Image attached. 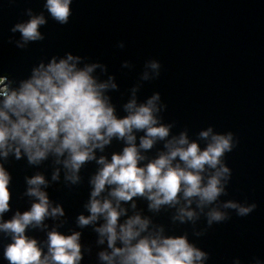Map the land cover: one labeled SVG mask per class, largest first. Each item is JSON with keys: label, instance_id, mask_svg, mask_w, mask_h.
Segmentation results:
<instances>
[{"label": "clouds", "instance_id": "1", "mask_svg": "<svg viewBox=\"0 0 264 264\" xmlns=\"http://www.w3.org/2000/svg\"><path fill=\"white\" fill-rule=\"evenodd\" d=\"M72 4L44 0L43 11L25 9L28 19L11 27L8 42L26 50L44 41L49 18L69 24ZM126 46L124 40L116 44L121 50ZM120 67L132 70L135 64L124 59ZM162 68L159 59L145 60L119 107L113 93L120 84L108 63L73 51L41 59L23 78L0 74V239L10 240L3 245L8 264H82L94 251L82 242L84 229L95 233L99 264H207L211 253L196 241L233 213L254 212L255 202L222 199L232 181L226 157L239 144L236 134L215 125L194 134L188 127L177 131L176 121L165 120L168 104L160 91L141 99L144 84L158 79ZM114 142L120 149L109 151ZM21 160L36 169L25 175L20 197L30 206L5 218L13 199L6 164ZM88 165L95 170L88 172ZM85 179L83 210L74 228L61 231L69 224L68 213L48 189L78 188ZM162 213H170L172 225L188 228L182 234L171 231L157 221ZM30 230L44 233L43 241ZM232 264L244 261L236 256ZM249 264H264V258L254 256Z\"/></svg>", "mask_w": 264, "mask_h": 264}, {"label": "water", "instance_id": "2", "mask_svg": "<svg viewBox=\"0 0 264 264\" xmlns=\"http://www.w3.org/2000/svg\"><path fill=\"white\" fill-rule=\"evenodd\" d=\"M43 2L0 0V74L11 72L23 78L41 59L73 51L108 63L120 84L119 92L113 93L119 107L121 94L136 82L145 60L159 59L161 76L144 84L141 99L160 91L168 104L165 120L176 121L177 131L188 127L194 134L209 125L233 131L239 144L226 157L233 176L229 194L222 199L257 204L249 216L233 213L231 220L214 225L196 241L211 253L207 264H232L236 256L244 264L254 256L264 258V0H73L69 24L59 25L49 18L42 28L44 41L26 50L10 44L11 27L28 19L25 9L43 11ZM120 40L126 41L125 49L116 47ZM124 59L132 60L135 68L121 69ZM120 147L114 142L109 151ZM6 167L13 175L12 211L5 214L10 218L16 209L30 206L27 197H20L25 175L36 169L24 160ZM46 170L50 176L51 170ZM94 170V165L87 166L88 172ZM48 191L67 210L69 224L61 231L68 232L87 199L86 179L78 188L58 184ZM139 206L149 214L144 201ZM169 217L170 213H162L156 219L177 234L188 228L172 225ZM83 232L82 242L92 244L94 251L85 254L82 264H99L95 233ZM29 234L41 241L45 238L41 232ZM8 242L9 238L0 239V264H8L3 258V245Z\"/></svg>", "mask_w": 264, "mask_h": 264}, {"label": "rangeland", "instance_id": "3", "mask_svg": "<svg viewBox=\"0 0 264 264\" xmlns=\"http://www.w3.org/2000/svg\"><path fill=\"white\" fill-rule=\"evenodd\" d=\"M0 80H2V79H0Z\"/></svg>", "mask_w": 264, "mask_h": 264}, {"label": "trees", "instance_id": "4", "mask_svg": "<svg viewBox=\"0 0 264 264\" xmlns=\"http://www.w3.org/2000/svg\"><path fill=\"white\" fill-rule=\"evenodd\" d=\"M0 79H2V78H0Z\"/></svg>", "mask_w": 264, "mask_h": 264}]
</instances>
